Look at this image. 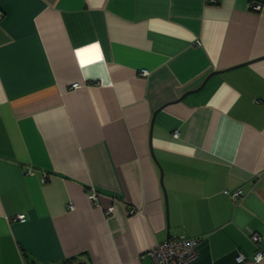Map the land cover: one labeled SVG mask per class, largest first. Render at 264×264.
Wrapping results in <instances>:
<instances>
[{
    "label": "crops",
    "instance_id": "0c3cea01",
    "mask_svg": "<svg viewBox=\"0 0 264 264\" xmlns=\"http://www.w3.org/2000/svg\"><path fill=\"white\" fill-rule=\"evenodd\" d=\"M0 11V264H264V0Z\"/></svg>",
    "mask_w": 264,
    "mask_h": 264
},
{
    "label": "built area",
    "instance_id": "2783aa9c",
    "mask_svg": "<svg viewBox=\"0 0 264 264\" xmlns=\"http://www.w3.org/2000/svg\"><path fill=\"white\" fill-rule=\"evenodd\" d=\"M218 1V0H217ZM216 2V0H215ZM262 4L258 3L253 5L254 10H262ZM2 12L0 11V16H2ZM143 75H148L149 71L144 69L142 70ZM74 88H79V84H74ZM29 173H32L29 170ZM226 193L234 196L236 198H240L243 196V190H238L234 193L229 190ZM92 199L96 200V192L92 193ZM114 208H109V212H113ZM17 219L21 221H26V214H21L17 216ZM252 239L256 243H260L263 239V236L259 233H253ZM201 242L200 237H188V236H174L167 241L157 245L154 249L150 251V255L153 260V264H190L194 260H196L200 254L199 245ZM259 258V259H258ZM264 259V252L258 251L255 256L256 262H261ZM245 260L244 255L238 256V261L243 262Z\"/></svg>",
    "mask_w": 264,
    "mask_h": 264
},
{
    "label": "trees",
    "instance_id": "16d2710c",
    "mask_svg": "<svg viewBox=\"0 0 264 264\" xmlns=\"http://www.w3.org/2000/svg\"><path fill=\"white\" fill-rule=\"evenodd\" d=\"M61 264H88V262L86 260H82L78 257L69 259Z\"/></svg>",
    "mask_w": 264,
    "mask_h": 264
},
{
    "label": "clouds",
    "instance_id": "9594fccd",
    "mask_svg": "<svg viewBox=\"0 0 264 264\" xmlns=\"http://www.w3.org/2000/svg\"><path fill=\"white\" fill-rule=\"evenodd\" d=\"M259 259V258H258Z\"/></svg>",
    "mask_w": 264,
    "mask_h": 264
},
{
    "label": "rangeland",
    "instance_id": "374dc122",
    "mask_svg": "<svg viewBox=\"0 0 264 264\" xmlns=\"http://www.w3.org/2000/svg\"><path fill=\"white\" fill-rule=\"evenodd\" d=\"M74 86V85H73Z\"/></svg>",
    "mask_w": 264,
    "mask_h": 264
}]
</instances>
